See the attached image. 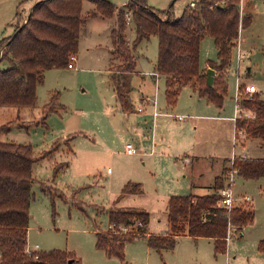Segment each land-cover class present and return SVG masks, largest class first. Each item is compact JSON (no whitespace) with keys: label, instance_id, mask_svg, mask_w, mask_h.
Returning <instances> with one entry per match:
<instances>
[{"label":"rangeland","instance_id":"1","mask_svg":"<svg viewBox=\"0 0 264 264\" xmlns=\"http://www.w3.org/2000/svg\"><path fill=\"white\" fill-rule=\"evenodd\" d=\"M39 1L0 0V40L12 36ZM109 1L123 8L128 3ZM192 1L148 0V4L160 11L172 6V15L179 18ZM94 10L92 2H83L84 14ZM240 12L241 21L250 15L252 22L249 26L241 22L221 107L200 98L190 85L181 89L175 104L168 103L165 78L155 75L158 38L152 36L136 51L137 72L129 76L131 108L124 111L111 81L116 62L113 28L109 23H96L95 17L81 31L76 68L46 71L37 87L36 106H0V126L12 121L0 140L30 145L38 159L33 166L30 249L73 252L79 259L83 254L90 262L87 244L92 243L94 232L108 230L112 207L149 212L148 231H159L165 227L167 201L172 195L210 192L204 187L211 185L225 164L221 176L226 181L231 166L226 161L234 156L264 159L261 140L238 135L236 142L235 137L239 84L246 88L253 83L264 99V0H240ZM127 26L132 41L133 20ZM209 62H217L211 36L201 42L200 68ZM54 94L58 97L51 102ZM243 94L248 96L245 89ZM141 106L143 111H139ZM179 116L186 120L179 121ZM129 143L140 153L127 154ZM129 183L139 185L142 192L121 196ZM232 191L237 203L249 198L242 206L252 205L255 217L241 232L230 233L223 252H216L214 241L203 237L182 236L173 249L161 252L150 249L142 238L125 245L124 262L264 264V252L259 249L264 241V177L244 179L237 174ZM120 230L127 232L128 228Z\"/></svg>","mask_w":264,"mask_h":264},{"label":"trees","instance_id":"2","mask_svg":"<svg viewBox=\"0 0 264 264\" xmlns=\"http://www.w3.org/2000/svg\"><path fill=\"white\" fill-rule=\"evenodd\" d=\"M84 1H39L30 17L16 26L14 34L0 40V106H36L37 87L44 81L45 72L68 67L71 56L78 53L82 29L90 17L97 15L116 18L111 32L116 60L111 81L124 111L131 108L129 76L136 71V51L152 36L158 38L155 72L166 77L168 103L175 104L181 89L190 85L200 98L223 105L227 91L225 75L240 37L241 22L243 26L252 22L250 15L243 16L241 21L240 0H195L196 6L190 5L179 18L172 15V6L160 11L150 6L148 0H128L126 8H119L109 0H88L95 10L84 14ZM126 10L134 22L132 41L127 37ZM207 36L214 39L217 48V62H209V68L216 72L212 85L207 81L208 71L200 68L201 42ZM244 89L240 84L241 112L249 110L253 117L236 119V139L241 134L264 144V99L258 94L244 95ZM57 97L54 94L51 102ZM11 126L12 121L2 124L0 134L8 132ZM37 160L30 145L0 140V264H82L73 252H27L35 182L33 166ZM233 168L244 179L264 177V159L236 156ZM224 182V176L217 177L211 194L172 195L167 208L169 229L161 235L149 234L148 212L112 207L108 212L109 224L126 227L128 231L98 230L96 248L108 257L125 261V245L129 242L143 238L150 248L161 252L173 249L180 237L188 236L212 239L215 251L223 252L230 233L241 232L255 217L251 206H235L229 210L220 204ZM141 192L139 185L129 183L121 196ZM259 249L264 252V241L260 242Z\"/></svg>","mask_w":264,"mask_h":264},{"label":"crops","instance_id":"3","mask_svg":"<svg viewBox=\"0 0 264 264\" xmlns=\"http://www.w3.org/2000/svg\"><path fill=\"white\" fill-rule=\"evenodd\" d=\"M35 6V5H34ZM34 6H32V8H31V10H30V12L32 11V9H33V7ZM119 8H123V6H118ZM26 17H28V16H26ZM95 20H97V22L96 23H98V24H106V23H109L110 25H111V27L110 28H113V25H115V21H116V18H112V19H106V18H104V17H102L101 15H97V16H95ZM240 38V37H239ZM239 41V40H238ZM79 43H80V41H79ZM210 68H209V66H207L206 68H204V69H201V70H203V71H208ZM135 72H137V71H135ZM156 76H162V77H164L165 78V81H166V77L165 76H163V75H160V74H158V73H156L155 74ZM215 75H216V72H215ZM251 84H253V83H251ZM239 86H240V84H239ZM257 87V86H256ZM239 88V87H238ZM258 89V88H257ZM197 94V93H196ZM256 94H258V92L256 93ZM142 101H146V99L145 98H143L142 99ZM141 109V110H140ZM144 109H143V106H141V107H139V111H143ZM241 116H248V117H253V112H251V111H249V110H244L243 112H240V117ZM140 153V152H139ZM138 153V154H139ZM135 155H137V154H135ZM240 156H246V154H242V155H240ZM226 162H228L229 163V159H227V161ZM226 169H227V164H225V166L223 167V169H221V174L220 175H216L215 177H214V180H213V182L211 183V185H209V186H205L204 188H210L211 189V191L209 192L208 191V193H205V194H211V193H213L214 192V188H213V186H214V183H215V179L217 178V177H219V176H221V175H223L224 174V172L226 171ZM225 183V182H224ZM194 187V186H193ZM195 187H196V185H195ZM205 194H195V195H205ZM169 199L170 198H168V201H169ZM168 201H167V207H166V214H165V227H164V229H162V230H159V231H150L149 230V234H153V235H161V234H165L167 231H168V229H169V225H168V214H167V208H168ZM245 202V201H244ZM248 204V202H245V203H237V202H235V206H242V204ZM252 206V205H251ZM117 207V206H116ZM120 208V207H119ZM121 208H123V207H121ZM147 212V211H146ZM149 213V212H148ZM150 214V213H149ZM150 218H151V215H150ZM149 223H150V221H149ZM98 231V230H97ZM96 231V232H97ZM96 232H94V238L92 239V243H88L87 244V246H88V251H87V253L89 254V256H90V262H87L86 261V257H85V255H83V254H81V256H82V259H81V261L83 260V263L82 264H131V263H128V262H124V261H122V260H120V259H118V258H116V257H108L107 255H106V253L104 252V251H102V250H99V249H97L96 248ZM180 239V238H179ZM178 239V240H179ZM38 247V246H37ZM150 248V247H149ZM150 249H152V248H150ZM27 250L28 251H30V252H34V251H36V250H32V249H30V247H29V245L27 244ZM0 257H1V254H0ZM80 258V257H79Z\"/></svg>","mask_w":264,"mask_h":264},{"label":"built area","instance_id":"4","mask_svg":"<svg viewBox=\"0 0 264 264\" xmlns=\"http://www.w3.org/2000/svg\"><path fill=\"white\" fill-rule=\"evenodd\" d=\"M190 5H191V7H195L196 6L195 0L192 1L190 3ZM125 17H126V21L127 22L132 21V14L129 11H127V10L125 11ZM76 59H77L76 55L71 56L70 62L68 64V68H70V69H75L76 68V65H75ZM245 92L248 94V96H253L254 94H256L258 92V89H257L256 85L250 84V85L246 86ZM237 96H238V100H237V103H236V113L237 114H236L235 121H236V119H238L240 117V112H241V105H240V101H239L240 100L239 88H238ZM178 120L179 121H185L186 119L184 117L179 116ZM236 142H238L237 139H236ZM126 152L129 155H135V154L139 153L137 148L135 146H133L132 144H130V143L126 145ZM235 157L236 156H234L233 158L230 159V165L231 166H230L229 171L227 172L228 175H227L226 181L224 183V186L220 190V196H221L220 204L222 206L228 208L229 210H231L232 208L235 207V202H236V199H235L233 191H232V181H233V178L237 175V170L235 168H233V163H234ZM243 201L248 202L249 198L248 197H244ZM120 229H126V227L116 226L115 224H109L108 230L116 231V230H120ZM230 235L228 237V241L231 240ZM27 252L29 254L31 253L28 250H27Z\"/></svg>","mask_w":264,"mask_h":264},{"label":"water","instance_id":"5","mask_svg":"<svg viewBox=\"0 0 264 264\" xmlns=\"http://www.w3.org/2000/svg\"><path fill=\"white\" fill-rule=\"evenodd\" d=\"M37 3L35 4V6L37 5ZM30 14H31V12H30ZM30 14L28 15L27 19L30 17ZM214 78H215V70H213L212 68H210L208 70V78H207L208 84L212 85L213 82H214Z\"/></svg>","mask_w":264,"mask_h":264}]
</instances>
